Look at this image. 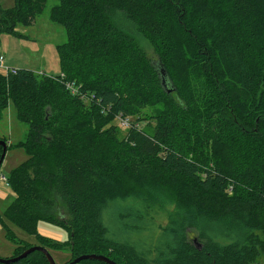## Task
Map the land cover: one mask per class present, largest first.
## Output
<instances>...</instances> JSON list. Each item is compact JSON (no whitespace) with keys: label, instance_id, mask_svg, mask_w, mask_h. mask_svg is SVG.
Segmentation results:
<instances>
[{"label":"trees","instance_id":"trees-1","mask_svg":"<svg viewBox=\"0 0 264 264\" xmlns=\"http://www.w3.org/2000/svg\"><path fill=\"white\" fill-rule=\"evenodd\" d=\"M47 2L0 8V36ZM50 18L67 32L61 73L0 72V112L12 101L28 126L7 219L40 241L39 221L65 227L72 260L264 264V0H58ZM185 52L178 85L169 65ZM112 113L149 129L119 140ZM12 239L14 256L31 247Z\"/></svg>","mask_w":264,"mask_h":264},{"label":"rangeland","instance_id":"rangeland-1","mask_svg":"<svg viewBox=\"0 0 264 264\" xmlns=\"http://www.w3.org/2000/svg\"><path fill=\"white\" fill-rule=\"evenodd\" d=\"M14 1L0 0V8L12 7ZM57 2L58 0H48L45 10L36 17L33 24L29 26L19 25L17 28L19 36L8 33H3L0 36V55L4 56L3 61L0 62V66L3 65V67H0L1 73L5 74L9 71L8 68L13 67L32 69L41 75L58 76L61 73L57 46L67 40V32L63 25L52 21L50 18L51 8ZM152 52L150 50V53ZM191 65L187 52L176 63V68L175 66L172 67L170 63V69L178 85L189 82ZM186 80L188 81L186 82ZM162 106V104H158L156 107L162 108ZM153 108L155 106L146 107V111H154ZM110 116V123L118 127L117 139L119 140L126 137L128 130L131 128L144 127L149 129L147 122L143 121L140 116L124 117L114 113ZM133 125L134 127H132ZM27 133V124L18 119L16 107L10 101L8 106L0 112V140H3L7 146V153L0 167V177H6V179L0 178V257L10 258L15 255L17 243L12 239L15 237L18 240L27 242V246L41 245L48 248L58 264H66L76 255L71 246L70 233L65 227L52 222L39 221V235L44 239L40 241L36 235L30 234L11 223L5 215L6 207L14 198V192L9 186L8 177L11 171L27 158L26 149L21 144V141L26 139ZM0 146L2 155L3 146ZM170 202H172L171 199ZM59 211V215L66 217L63 208ZM173 211L174 209H168L170 213H173ZM157 221L159 223L162 221L165 224L167 219L163 216ZM8 227L12 232V237L8 233ZM261 261L264 262V257L261 258Z\"/></svg>","mask_w":264,"mask_h":264},{"label":"water","instance_id":"water-1","mask_svg":"<svg viewBox=\"0 0 264 264\" xmlns=\"http://www.w3.org/2000/svg\"><path fill=\"white\" fill-rule=\"evenodd\" d=\"M162 75H163V84L168 87L167 80H166L167 75H166V72L164 71V69H162ZM171 90H173V88L172 89L170 88L168 91H171ZM0 145L3 146V152H2V155L0 157V167H1V164H2V162L6 156V153H7V146L3 140H0ZM34 251H41L46 256V258L50 264H58L56 262V260L54 259L53 255L51 254V252L48 250V248L41 246V245H33L17 256H13L10 258L0 257V263L12 264L16 261H19L23 258H26L30 253H32ZM85 259H96V260L105 261L108 264H119L118 262H116L115 260L111 259L108 256H105L102 254H95V253L84 254V255L78 256L74 260L70 261L68 264H76V263H79L80 261L85 260Z\"/></svg>","mask_w":264,"mask_h":264},{"label":"built area","instance_id":"built-area-1","mask_svg":"<svg viewBox=\"0 0 264 264\" xmlns=\"http://www.w3.org/2000/svg\"><path fill=\"white\" fill-rule=\"evenodd\" d=\"M3 59H4V56L3 55H0V62H2L3 61ZM0 67H3V65H1ZM9 69V71H11V72H13V73H16L17 72V68H8ZM127 119V118H126ZM1 179L3 178V179H6V177L5 176H1L0 177Z\"/></svg>","mask_w":264,"mask_h":264},{"label":"flooded vegetation","instance_id":"flooded-vegetation-1","mask_svg":"<svg viewBox=\"0 0 264 264\" xmlns=\"http://www.w3.org/2000/svg\"><path fill=\"white\" fill-rule=\"evenodd\" d=\"M1 155V154H0Z\"/></svg>","mask_w":264,"mask_h":264}]
</instances>
